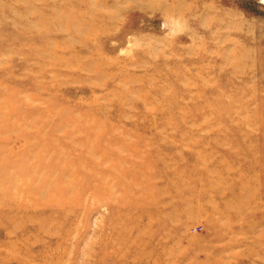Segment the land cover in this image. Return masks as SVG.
Here are the masks:
<instances>
[{
  "label": "rangeland",
  "instance_id": "rangeland-1",
  "mask_svg": "<svg viewBox=\"0 0 264 264\" xmlns=\"http://www.w3.org/2000/svg\"><path fill=\"white\" fill-rule=\"evenodd\" d=\"M0 264H264V0H0Z\"/></svg>",
  "mask_w": 264,
  "mask_h": 264
}]
</instances>
